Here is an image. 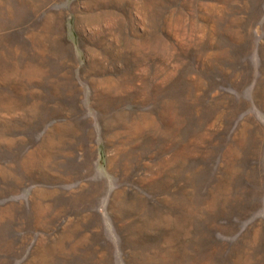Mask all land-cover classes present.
<instances>
[{
    "label": "rangeland",
    "instance_id": "374dc122",
    "mask_svg": "<svg viewBox=\"0 0 264 264\" xmlns=\"http://www.w3.org/2000/svg\"><path fill=\"white\" fill-rule=\"evenodd\" d=\"M0 264H264V0H0Z\"/></svg>",
    "mask_w": 264,
    "mask_h": 264
},
{
    "label": "bare ground",
    "instance_id": "6f19581e",
    "mask_svg": "<svg viewBox=\"0 0 264 264\" xmlns=\"http://www.w3.org/2000/svg\"><path fill=\"white\" fill-rule=\"evenodd\" d=\"M101 15V14H100ZM89 19V20H88ZM88 20V21H87ZM87 22L93 26L94 24L97 23V19L96 18H87ZM53 22V19L51 18V14L47 17L46 21L43 23V28L45 30V32H48L50 33V29H51V26H52V23ZM86 22V23H87ZM85 23V22H84ZM86 25V24H85ZM87 26V25H86ZM92 29V28H91ZM94 32V31H93ZM45 34V33H44Z\"/></svg>",
    "mask_w": 264,
    "mask_h": 264
}]
</instances>
